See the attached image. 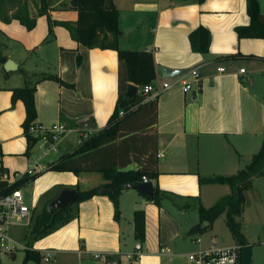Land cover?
I'll return each instance as SVG.
<instances>
[{"label": "crops", "instance_id": "obj_1", "mask_svg": "<svg viewBox=\"0 0 264 264\" xmlns=\"http://www.w3.org/2000/svg\"><path fill=\"white\" fill-rule=\"evenodd\" d=\"M111 1L117 9L118 47L150 50L153 80L158 85L162 81L171 83L154 95L157 174L155 179L148 178L166 194L156 205L133 188L122 187L117 195L118 215L114 217L111 199L105 189L97 188L71 204L69 220L40 238L26 241L25 249L36 250L41 257L48 250L49 255L47 260L40 257L24 264H99L92 258L95 251L109 253L116 264H189L187 252L206 246L198 236L186 234L190 225L199 223L188 216L189 209L196 201L208 207L229 191L225 183H201L198 177L235 172L261 142L264 38L236 36L235 26L248 23L245 0ZM257 3L264 13V0ZM26 6L33 15L35 0H26ZM13 8L7 6L5 13L9 15ZM54 10L76 11L68 0H47L46 14L35 15L30 29L14 18H0V23L17 26L18 33L11 37L20 44L14 50L0 41L1 53L15 64L10 70L0 65V151L9 169H24L33 152L30 145L26 148L20 125L23 104L20 99L11 103V87L26 82L34 85V121L44 125L58 121L71 128L57 140L60 153L75 147L80 131L91 134L101 128L116 99V51L86 47L72 39L59 21L73 23L74 13L63 18L57 11L52 20L42 19ZM197 26L206 28L209 34L204 52L192 50L189 44L188 33ZM48 30L52 37L46 36ZM163 67L195 68L197 83L183 91L175 81L177 75L162 76ZM188 70L183 74L190 78ZM69 135L75 138L73 146L67 142ZM40 171L23 184H29L32 211L39 204L38 211L61 187L76 189L78 181L84 185L101 181L94 173L77 176L68 170ZM259 202L256 183L252 182L244 191L239 220L240 231L251 248L250 260L260 257L259 246L264 245ZM249 204L253 208L247 211ZM160 248L165 250L160 252ZM130 252L133 258L125 256ZM259 264H264V258Z\"/></svg>", "mask_w": 264, "mask_h": 264}, {"label": "trees", "instance_id": "obj_2", "mask_svg": "<svg viewBox=\"0 0 264 264\" xmlns=\"http://www.w3.org/2000/svg\"><path fill=\"white\" fill-rule=\"evenodd\" d=\"M68 2L76 10V18L73 23L67 21L59 23L68 29L71 38L86 47L112 48L116 51V99L101 128L83 137L70 151L60 153L48 161L44 170H68L77 176L85 173L98 174L101 181L97 184L84 185L80 181L76 183L77 199L73 203L76 204L102 187L111 199L113 215L117 217V195L122 185L140 181L141 175H145L147 179H155L157 174L156 99L155 96L147 97L141 93V87L152 81L155 76L154 60L150 50L118 47L117 9L111 0ZM7 6L12 8L15 6L9 15L5 13ZM46 8L47 0H35L34 14L29 15L26 0H0V18L5 21L14 18L25 28L30 29L34 25L35 15L46 14ZM245 11L248 23L235 26L236 36L264 38V13L260 12L257 0H245ZM188 40L192 50L204 52L208 48V31L202 26H197L188 33ZM5 58L0 48V65ZM79 60L80 55L77 54L76 62ZM50 76L56 78L55 75ZM130 83L134 84L136 89L134 93L126 95V87ZM33 93L34 85L27 82L10 88L11 103L15 99H20L23 104L24 117L20 125L27 142L26 148L33 140L26 131L27 125L35 117ZM120 110L122 113L118 114ZM129 163H134V166L127 167ZM40 172L23 175L11 183L7 190L21 187ZM261 174H264V126L258 149L235 172L198 177L201 183H225L229 187L228 193L220 196L208 207L196 201L194 208L199 223L206 220L208 225L215 216L223 213L224 223L234 242L241 250L248 247L240 231L239 222L244 191L251 186L252 178ZM165 194L166 192L160 190L155 182L153 195L147 198L158 205L159 199ZM71 204L64 208H53L47 206V202L44 203L35 213L27 240L40 238L57 225L69 220L71 215L68 209ZM40 257L36 250L25 249L24 260H38Z\"/></svg>", "mask_w": 264, "mask_h": 264}, {"label": "built area", "instance_id": "obj_3", "mask_svg": "<svg viewBox=\"0 0 264 264\" xmlns=\"http://www.w3.org/2000/svg\"><path fill=\"white\" fill-rule=\"evenodd\" d=\"M222 70V67H218ZM243 71L241 67L239 69ZM190 78L185 77L183 73L176 76L175 81L180 85L183 91L190 89L192 84L197 83L198 72L195 68L188 70ZM153 81V80H152ZM152 81L145 83L141 87V93L151 97L154 96L161 88L170 86V82L162 81L160 85L154 84ZM122 111H118L121 114ZM71 128L61 122H52L44 125L42 123L31 121L27 125V133L33 138L30 146L37 144V152L31 158L27 167L24 169H9L2 162V155L0 151V251H11L17 247L24 248V243L17 242L8 232L9 226L22 222L27 224L31 213L33 204L26 203L20 187L7 190L8 186L23 175H30L40 171L45 167L42 164V159L53 150L57 148V140L70 131ZM89 133L80 131L76 138V144L81 141L83 137L88 136ZM50 161V160H49ZM48 162V161H47ZM147 177L141 175V181H146ZM198 241V238H196ZM135 248L139 247L138 243L134 244ZM241 247L236 243L228 246H219L215 241H210L204 247L187 252V261L189 264H238L240 263ZM165 249L160 248V252ZM167 250V248H166ZM48 250L42 255L43 260L48 258ZM109 253L95 251L92 253V258L99 261V264H116V261L109 258ZM127 258H133L132 252L126 253ZM241 264V263H240Z\"/></svg>", "mask_w": 264, "mask_h": 264}, {"label": "rangeland", "instance_id": "obj_4", "mask_svg": "<svg viewBox=\"0 0 264 264\" xmlns=\"http://www.w3.org/2000/svg\"><path fill=\"white\" fill-rule=\"evenodd\" d=\"M57 11H60L58 13L59 16H62L63 18H69L70 16L74 15L76 16V11L72 12V10H54L52 14L44 15L42 19L52 20L55 18V15L57 14ZM17 25V24H16ZM17 27V26H16ZM13 25H10V23H0V41L2 42V45L5 46V48H13L14 50L19 49L20 44L15 43V40L11 37L12 35H15L18 33V28H16ZM38 29V27H37ZM46 36L52 37L51 32L49 30L46 33ZM2 73V72H0ZM163 76V75H162ZM2 77V76H1ZM28 81V80H27ZM155 84V81H152ZM29 83V82H28ZM67 142L73 146L75 144V138L73 135H69ZM33 148V152L31 151L32 157L35 156L37 152V144H34L31 146ZM62 148L50 151L43 159L42 164H45L47 161L53 159L57 156L58 153L61 152ZM31 157V158H32ZM13 160V159H12ZM9 165H15V164H21V163H7ZM24 166V165H23ZM27 167V166H26ZM24 167V168H26ZM258 181V182H256ZM258 189V194L260 196V207L262 209V216L260 222L261 232L260 236H264V174L258 178V180L252 181ZM21 191L25 197L26 203L29 205V184L23 185L21 188ZM251 193V192H249ZM174 199V198H173ZM175 200V199H174ZM39 207V204L36 205V209L32 211L30 220L27 224H23L22 222L18 224H12L8 228L9 234L19 243L25 244L26 241H28V237L30 234V229L32 227L33 219L35 216V213L37 212V208ZM191 207L188 212V216L198 220L197 211L195 208ZM253 208V205H248L246 210H251ZM196 235L201 241V244L207 245L211 240H214L217 245L219 246H228L234 244L233 238L231 237L229 230L227 226L224 223L223 220V213H220L219 215L215 216L211 222L206 225L203 228H200L195 233L190 234L189 236ZM260 257L255 258V256H252L251 258V264H259L260 260L264 258V245H260ZM24 254L25 249L17 247L14 250L11 251H0V264H24L28 260H24ZM32 260V259H29ZM27 264H33V262H27Z\"/></svg>", "mask_w": 264, "mask_h": 264}, {"label": "water", "instance_id": "obj_5", "mask_svg": "<svg viewBox=\"0 0 264 264\" xmlns=\"http://www.w3.org/2000/svg\"><path fill=\"white\" fill-rule=\"evenodd\" d=\"M2 66L6 70L13 69L15 67L14 62L6 58L2 62ZM188 68L184 69H170L167 67L162 68V75L164 77H173L175 75H179L183 72H186ZM136 87L134 84H128L126 87L125 94L130 95L134 93ZM124 188H133L137 192L146 195V196H152L153 195V184L151 180L147 179L146 181H137L134 183H124L122 185ZM104 191V188H103ZM77 199V191L75 188L72 187H61L55 194L54 196L47 201V206L53 207V208H64L67 205L73 203ZM207 221L203 220L200 223H193L188 227L186 234H192L198 231L199 228H203L207 225ZM250 253H251V248L245 247L241 250V255H240V263L241 264H251L250 262Z\"/></svg>", "mask_w": 264, "mask_h": 264}]
</instances>
